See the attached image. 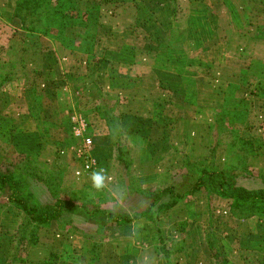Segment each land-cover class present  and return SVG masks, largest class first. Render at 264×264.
I'll return each instance as SVG.
<instances>
[{
  "label": "crops",
  "instance_id": "obj_1",
  "mask_svg": "<svg viewBox=\"0 0 264 264\" xmlns=\"http://www.w3.org/2000/svg\"><path fill=\"white\" fill-rule=\"evenodd\" d=\"M131 6L134 25L140 28L133 31L129 24L112 26L106 37L98 38L90 63L72 59L61 65L62 60L55 59L53 52L44 50L30 55L32 59L27 57L25 104L9 94L1 97L11 101L6 106L2 105L5 101L0 103V123H17L14 133L20 152L39 161L46 157L43 163L49 166L61 164L62 168L57 166L61 177L71 171L70 185L76 190L68 195L72 201L90 194L89 175L99 169L109 179L117 170L119 180L128 177L144 189L176 188L180 174L168 169L167 158L171 159L182 144V183L191 180L187 189L179 188L183 193L196 184L201 169L210 167L215 173L225 169V148L216 145L215 127L218 117L227 111L230 130L252 144L254 156L247 157L242 166L254 174H264V0H134ZM137 9L150 13L151 33L142 32L145 21L140 20L139 25ZM0 20L23 34L12 17L11 0H0ZM62 52L79 55L58 50ZM33 59L36 64L31 65ZM71 63L74 69L69 73ZM76 65H83L84 75L76 74L80 69ZM97 87L119 98L117 111L132 154L128 170L114 161L105 123L94 112ZM19 105L26 106L22 114L19 110V114L10 113V108ZM80 116L85 119V135L92 142L89 157L93 166L82 157L81 147L73 145L77 139L68 133L74 127L72 119L80 120ZM67 133L72 144L65 139ZM186 165H194L195 172L188 173ZM79 171L85 184H76ZM211 202L226 204V208L220 207L225 221L219 237L210 218L215 214L218 220L220 211L219 207L214 211ZM229 204V199L207 194L202 188L165 212L158 226L164 242V236L169 235L165 243L169 264H219L211 259L204 241L210 228L225 264H264V219L237 220L230 216ZM146 206L125 212L134 215ZM203 209L206 222L201 220ZM118 234L128 241L118 264H153L151 260L166 264L150 222L135 220L118 228ZM151 249L159 255H145ZM38 252L40 258L45 256L43 250ZM5 261L0 247V264Z\"/></svg>",
  "mask_w": 264,
  "mask_h": 264
},
{
  "label": "trees",
  "instance_id": "obj_2",
  "mask_svg": "<svg viewBox=\"0 0 264 264\" xmlns=\"http://www.w3.org/2000/svg\"><path fill=\"white\" fill-rule=\"evenodd\" d=\"M107 3L108 0H11L12 17L18 21L19 29L24 35L21 46L13 47L14 31L0 20V91L8 83L24 78L27 56L46 48L42 40L57 43L64 50L81 55L85 63L94 60L93 49L98 40L97 30L101 24L102 12H106ZM96 91L98 97L94 112L105 123L114 161L128 170L132 163V154L121 125L120 113L117 111L119 98L98 87ZM38 106L40 107L39 101ZM228 114L230 115L224 111L218 117L215 127L216 145L225 148V169L218 173L205 168L201 169L196 184L183 193L182 190L175 192L177 188L174 185L144 189L132 182L133 187L126 189L127 200H132L135 195L148 199L145 210L134 215H129L125 211L119 214L112 210L101 209L99 206L104 200L97 201L95 204H77L59 198L50 212L41 211L37 205H30L31 203H25L18 198L20 181L15 176L23 175L35 183L43 184L51 191L56 189V174L40 169L28 155L13 156L10 163L8 161V165L10 164L8 168L11 167L10 172L4 174L0 171V191L6 190L9 193L7 205L17 206L26 222L24 221L23 226L17 227L16 244L12 247L5 264H32L29 252L38 242V231L53 221L57 222L61 217V211L68 207L81 211L85 219L96 220L102 217L106 220L99 232L105 237L104 241L91 242L87 232L81 233L84 239L81 248L82 264H97L100 261L102 244L108 241L107 236L116 234L118 228L139 219H145L154 226L159 239L160 253L166 264H169V252L158 226L159 218L182 202L186 195H191L202 188L207 194L217 193L224 199H229V214L237 220L252 217L258 220L264 219V174L260 172L263 183L261 187L248 189L237 183L238 178L248 177L250 170L242 165H245L247 157H253L254 153L250 141L239 138L232 129L230 130L229 122L226 120ZM7 154V150L0 145V163L8 160ZM173 158L171 156V159ZM185 168L188 173L196 170L194 165H186ZM214 178L221 182L215 185ZM7 205H0V210ZM69 232L80 233L74 229ZM204 241L211 259L218 261L219 264H225L226 261L219 257V255L222 256L221 250L211 228L205 233ZM88 242H90L89 246H87ZM56 261V257H50L42 264H56Z\"/></svg>",
  "mask_w": 264,
  "mask_h": 264
},
{
  "label": "rangeland",
  "instance_id": "obj_3",
  "mask_svg": "<svg viewBox=\"0 0 264 264\" xmlns=\"http://www.w3.org/2000/svg\"><path fill=\"white\" fill-rule=\"evenodd\" d=\"M134 0H108L107 7L109 10L106 12H102V16L105 15L104 19L101 17V24L98 27L97 30V35L98 38H103L106 37V33L111 30L112 26H117L119 25L120 27H125L127 24H129L134 31V28H140L138 25H134V21L132 19L135 18V13L134 7L131 6L133 4ZM177 2H182V0H176ZM137 19L139 22V25L141 24V21H145L144 24L142 25V32L143 33H151L152 32V24L151 19H150V13H146L144 10L141 11V9H137ZM182 15V12H180ZM158 16L160 19L164 18L163 12L159 11L157 12ZM180 15V17H181ZM147 19V20H146ZM148 26H147V25ZM13 28L14 32V40L12 41V46L15 48H19L21 46L22 38L23 35L21 32L19 33L17 31L16 26H11ZM101 27V29H99ZM14 28H16L14 30ZM132 31V32H133ZM155 32V30H154ZM42 44L44 45L43 50L44 51H50L53 52L55 55V59H58L59 61L62 60L61 65H64L65 63H68L72 59H75L77 63L83 58L79 55H70L67 54L66 52L58 53V50H64L62 49L57 43H50L49 41L42 40ZM57 49V52H55ZM72 54V53H71ZM33 55V54H30ZM28 55V56H30ZM27 56V57H28ZM31 57V56H30ZM32 59V57H31ZM79 60V61H78ZM31 65L36 64V59H33L30 61ZM67 65V64H66ZM71 64H68V68L71 67ZM75 65V64H74ZM61 66L62 70H67L68 68ZM73 67V66H72ZM69 68V73H71V69L73 71L74 68ZM75 67H79L80 69H77L76 74L79 73V76L84 75V67L83 65L78 66L76 65ZM25 71H26V62H25ZM75 75V74H74ZM38 87V85H37ZM37 90V91H36ZM35 91L37 94H39V89L37 88ZM42 93V92H41ZM3 94H9L11 98L14 100L19 99L20 103L25 104L26 102V74L23 79L17 80L14 82H10L5 87H3L2 91H0V103L2 101H5L2 105L6 106V104L11 101V100H5L3 97L5 95ZM3 96V97H1ZM3 107L0 106V113H2ZM24 109H26V106H18L16 109L10 108L9 110L11 111L10 113H17L19 114L18 110L20 111V114L23 113ZM23 116V115H22ZM23 118V117H22ZM74 118V117H73ZM82 120L85 121L83 117L80 116ZM73 121V119H72ZM17 123L16 122H11L10 124H1L0 123V145H2L5 150H7V158L8 160L2 161L0 163V171L1 173L7 174V172H10V168L8 165V161L10 163L11 159L13 156H23L26 154H23L20 152V148L18 147V141L15 138V130L17 131L16 128ZM25 129V128H23ZM69 136L77 139V142H73L77 144V146L82 147L83 146V140L86 138L90 139L87 135H84L82 137H76L73 130H70ZM67 133V138L65 137L66 141L71 143L72 142L69 140L70 137H68ZM214 144H215V140ZM81 142V143H80ZM127 142V141H126ZM182 144L178 145V150L174 151L175 154H172L173 159H170L169 157L167 158L168 162V169L173 172L174 175H179L176 179L178 181V186L177 191H180V189H187L188 185L191 183L190 179H185L184 182L182 183ZM177 148V147H176ZM9 151V152H8ZM32 160H34L37 164V166L42 169L43 171H52L56 174L57 176V181H56V189L54 188L53 190L49 191L46 186H44L41 183H35L34 181H31L29 178H25L23 175L22 176H15L17 180L20 181L19 185V196L21 200H23L25 203L27 202L30 205H37L38 208L41 211L45 212H50L53 207L56 204V200L62 199L66 202H74L77 204H95L97 201H102L104 200L103 203L100 204L101 209H108L112 210L114 213H121L125 210H132L136 209L137 207H144L148 204V199L145 200L143 197H136L132 198V200H127L128 196L126 195V189L128 190L129 188L133 187L132 186V181L127 178H121L119 180L120 175H118L119 172H116L115 170L113 171V176L112 179H109V176L107 177V184L106 187L102 191H96L90 189L88 192L90 194H86L85 198H75L72 201L69 199L71 192L75 191L74 184L70 185L71 183V178H69L71 171H69V175L65 177L64 174H62V177L59 172V168L61 164L55 163L51 164L49 166L44 164V160L46 157H40V161L35 158V156H28ZM6 158V159H7ZM42 159V160H41ZM42 161V162H41ZM206 162V165L208 160L203 161V163ZM132 164V163H131ZM210 164V163H209ZM253 165V164H252ZM58 166V167H57ZM122 167V166H121ZM55 168V169H54ZM181 168V169H180ZM210 170L211 168L208 167ZM124 170V169H123ZM212 171V170H210ZM253 170H250L249 177L243 178L240 177L237 179V183L241 184V186H245L248 189L250 188H258L263 186L261 176L260 174L253 173ZM253 173V174H252ZM64 175V176H63ZM130 176V173L128 172L127 174ZM193 179V178H192ZM111 180V181H110ZM214 184H217V178H214ZM110 182V183H109ZM124 182L125 185H121V183ZM81 183L85 184V180L81 178V174L79 171L78 174V179L76 184L82 185ZM83 186H86L84 185ZM134 184V182H133ZM244 184V185H242ZM130 186V187H129ZM123 187V188H122ZM88 188V187H87ZM106 189V190H105ZM67 190V191H66ZM9 196V193L5 190L4 192L0 191V205L6 204L7 205V197ZM137 196V195H135ZM138 198V199H137ZM137 199V200H136ZM79 200L80 202H78ZM125 204V205H124ZM214 205V211H216L219 207V213L217 214V219H215L214 215L210 218L213 221V225L216 229V235L218 237L223 235L224 231V221H225V215L224 213H221L220 207L223 209L226 208L225 202H211L210 205ZM127 209H125V207ZM124 207V208H123ZM208 208L207 203H204V208ZM216 208V209H215ZM204 217L202 216V222L207 221V212L205 209L202 210ZM23 214L22 212L17 208L15 205H7V207H3L0 210V247L1 251L4 252V257L5 260L8 259L11 253L12 247L15 246L16 244V230L17 227H21L24 225V221L26 222L25 218H22ZM164 216V213L163 215ZM210 216V215H209ZM86 217L84 214L79 211L76 208H71L68 207L67 209H63L61 211V217L57 222H51L50 225H45L40 230L38 231V242L36 246L29 252L30 259L32 264H40L42 263V260L49 259L50 257H56L57 261L56 264H82V253H81V248L83 246L84 239L81 237V233H86L90 235V241H98L102 242L104 241L105 237L103 235H100V231L102 226L105 224L106 220H104L102 217H98L96 220H89L85 219ZM209 220V219H208ZM54 228L56 231H54ZM74 230H78L80 233L76 234H71L69 232ZM75 232V231H74ZM73 232V233H74ZM74 236H78V238L74 239ZM165 243L167 244V241L169 240V235H165ZM107 240L103 242L102 248L100 250V261L97 264H118L120 261L118 260L119 256H124L125 248L128 245L127 239H120V235L113 234L112 236L108 237ZM123 240V241H122ZM90 245V242L87 243V246ZM125 247V248H124ZM39 250H43L45 252V256L41 257L39 256ZM156 249H151L148 252H145V255L151 254L156 256L159 255L158 252H156ZM22 254V253H20ZM154 264V261L151 260L150 263ZM6 263V261H5ZM163 264V262H162Z\"/></svg>",
  "mask_w": 264,
  "mask_h": 264
},
{
  "label": "built area",
  "instance_id": "obj_4",
  "mask_svg": "<svg viewBox=\"0 0 264 264\" xmlns=\"http://www.w3.org/2000/svg\"><path fill=\"white\" fill-rule=\"evenodd\" d=\"M73 132L75 134L76 137H82L84 135V128L86 127V124L84 123V120H82L80 118L79 119H73ZM92 148V142L90 141V139L86 138L85 140H83V146L81 147V153H82V157H86V161L88 162V165L93 166V160L89 157V152Z\"/></svg>",
  "mask_w": 264,
  "mask_h": 264
},
{
  "label": "clouds",
  "instance_id": "obj_5",
  "mask_svg": "<svg viewBox=\"0 0 264 264\" xmlns=\"http://www.w3.org/2000/svg\"><path fill=\"white\" fill-rule=\"evenodd\" d=\"M90 183L93 189L96 191H101L106 182V174L103 169L94 170L89 175Z\"/></svg>",
  "mask_w": 264,
  "mask_h": 264
}]
</instances>
